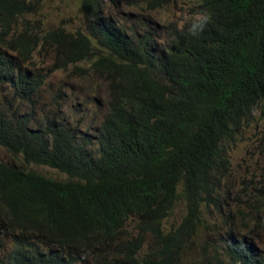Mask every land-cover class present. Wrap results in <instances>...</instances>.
Returning <instances> with one entry per match:
<instances>
[{
    "label": "trees",
    "instance_id": "obj_1",
    "mask_svg": "<svg viewBox=\"0 0 264 264\" xmlns=\"http://www.w3.org/2000/svg\"><path fill=\"white\" fill-rule=\"evenodd\" d=\"M38 2L0 0V82L34 108L46 73L31 52L47 44L62 65L90 61L106 108L91 134L53 116L36 123L32 109H0V146L65 176L0 159V264H176L229 208L227 154L264 115V0H198V16L171 28H129L104 0H81L84 32L9 36ZM258 142L264 153V129ZM253 190L264 197V166ZM180 201L183 215L167 226ZM144 232L154 247L144 248ZM220 247L229 264H264L239 231Z\"/></svg>",
    "mask_w": 264,
    "mask_h": 264
},
{
    "label": "rangeland",
    "instance_id": "obj_2",
    "mask_svg": "<svg viewBox=\"0 0 264 264\" xmlns=\"http://www.w3.org/2000/svg\"><path fill=\"white\" fill-rule=\"evenodd\" d=\"M197 1L104 0L115 20L122 21L129 28H136L145 21L166 28L181 27L185 21L198 16ZM55 27L84 32L81 0H39L34 13H26L12 21L9 36L13 37L23 29L39 31ZM31 62L46 73L38 102L32 108L31 103L17 101L10 87L0 82V109L15 113L32 109V120L36 123L53 116L80 125L79 128L91 134L105 113L106 87L104 80L90 70V61L62 65L51 46L38 44L31 52ZM263 129L264 115H257L255 121L236 135L227 154L228 171L222 180L223 196L230 206L221 217L216 218L214 225L198 230L183 248L180 254L183 259L179 258L176 264H217L218 261L229 264L222 256L220 244L226 232L231 231L245 234L264 256V197L257 198L253 190L264 166V153L258 142ZM0 159L45 176L65 177L55 168L26 163L21 155L13 157L2 146ZM183 213L184 203L180 201L165 224L176 225ZM143 238L145 249L154 247L150 233L144 232Z\"/></svg>",
    "mask_w": 264,
    "mask_h": 264
},
{
    "label": "bare ground",
    "instance_id": "obj_3",
    "mask_svg": "<svg viewBox=\"0 0 264 264\" xmlns=\"http://www.w3.org/2000/svg\"><path fill=\"white\" fill-rule=\"evenodd\" d=\"M112 10V9H111ZM186 155H188L187 153H186ZM194 154H192V156H193ZM184 156V155H183ZM224 161V160H223ZM163 260V259H162ZM161 262V261H160ZM163 262V261H162Z\"/></svg>",
    "mask_w": 264,
    "mask_h": 264
}]
</instances>
